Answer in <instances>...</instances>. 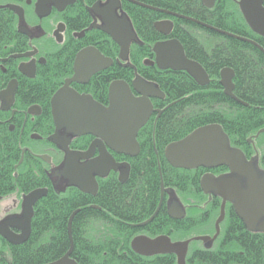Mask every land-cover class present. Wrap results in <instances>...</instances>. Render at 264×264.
Masks as SVG:
<instances>
[{
  "label": "trees",
  "instance_id": "16d2710c",
  "mask_svg": "<svg viewBox=\"0 0 264 264\" xmlns=\"http://www.w3.org/2000/svg\"><path fill=\"white\" fill-rule=\"evenodd\" d=\"M134 1L160 8L171 6L172 10L187 16H192L195 11L184 10L187 8L180 0ZM122 6L137 34L127 55L125 80L130 82L141 76L154 83L165 94L158 105H171L156 121L150 120L139 129L140 152L136 157L128 158L129 172L124 182H119L111 173L99 181L95 195L82 193L74 186L48 188L46 196L34 205L29 238L6 253L14 257L12 264H47L68 250L70 240L72 258L78 264H176L174 254L144 257L134 253L129 245L138 233L150 236L166 233L173 240H182L199 224L195 215L191 220L183 221L166 216L171 194L190 208L195 207L192 203L201 206L204 196L199 188L198 174L171 167L164 158V147L194 128L209 123L220 124L231 146H245L247 138L264 127V54L261 51L246 41L231 37L184 36L175 29L173 35L182 43L185 54L198 61L211 79L209 84L200 86L186 72L157 71L145 66L143 61L147 55H152V45L163 39L152 27L156 12L129 1H123ZM216 9L211 16L218 18L214 19L216 27L232 34L247 35V26L239 12L234 14V9L226 5ZM202 16L204 21L212 22L207 13ZM255 41L264 48L263 38ZM224 66L234 69L233 93L246 105L223 93L218 72ZM48 86L47 79L43 78L42 84L32 91L33 96L43 97L52 88ZM11 144L12 139L0 131V189H4L1 194L11 191ZM32 180L30 178L31 184ZM161 184L166 190L162 193L160 208L145 226H137L149 219L158 207ZM217 207L218 202L214 201L210 211ZM76 209L68 228L69 217ZM225 227L224 242L217 243L211 250L193 248L186 258L187 264H229L233 261L264 264L263 234L247 231L232 210ZM225 243L227 247L222 249L220 245Z\"/></svg>",
  "mask_w": 264,
  "mask_h": 264
},
{
  "label": "flooded vegetation",
  "instance_id": "af4514ba",
  "mask_svg": "<svg viewBox=\"0 0 264 264\" xmlns=\"http://www.w3.org/2000/svg\"><path fill=\"white\" fill-rule=\"evenodd\" d=\"M108 1L49 0L44 2L41 0L39 2V0H0V131L12 139L11 154L9 155L11 159V191L7 194H1L4 189H0V231L8 229L15 234L20 233V229L13 226V223L21 215L23 196L31 190L46 188L48 192V188L60 189L65 185L73 186L68 185L67 181L59 175V170L63 164L64 151L51 140V135L56 130L51 98L63 86L65 81L74 75V62L78 52L92 47L103 58L102 65L106 64L104 59L111 60V64L95 70L87 80H85V74H80L77 77L78 80H73L69 83V87L78 94L89 95L99 104L107 106L109 103L108 89L110 83L112 81L127 82L125 80L127 57L126 59L119 57V46L101 29L104 24L101 13ZM123 1L135 3L134 0H117L118 6L114 9L117 17L122 15L127 17L124 6H122ZM180 1L184 8H187L184 10H195L190 17L197 20H203L202 15L204 13L211 17L213 13L217 12V9L214 10L215 8H218L219 5H226L227 8L234 9L232 10L234 14L239 12L243 22L246 24L239 7L240 0H214L211 7H207L202 0ZM37 4L40 5L38 8ZM143 5L139 6L156 12V19L152 21L153 29H155L154 23L157 21H169L172 24L171 30L167 35H163L155 29L163 37V39L158 41L175 38L173 35L175 29L182 32L183 30L185 31V28L195 24V22H190L183 16L179 17L182 13L172 10L171 6L160 8ZM262 6L264 7V0H262ZM40 11L41 13H39ZM197 15L199 17L196 18L195 16ZM246 34L250 36V40H247V42L264 54V48L255 41V39L261 40L262 38L264 40V37L254 35L250 31H247ZM221 36V34H218L217 38ZM143 62L145 66L159 70L156 62H154L153 51L152 55H147ZM116 69H118V72H116ZM162 70H168L173 73L185 72L169 68ZM43 78L47 79L48 87L52 88L43 97L33 96L32 91L35 90L36 86L42 84ZM133 79L127 83L131 85ZM132 93L138 96L134 90H132ZM150 101L153 111L146 123L150 120L156 121L160 116L156 109L158 103L154 101V97ZM58 132L59 134L65 133L64 129H60ZM94 139L90 134L70 136L69 148L75 152L86 151ZM232 147L238 148L246 162L250 163L262 176L261 173H264V131L261 133L256 131L248 137L245 146ZM108 151L118 164L128 163V158H131L111 150ZM98 154V148L95 147L91 158L96 157ZM83 161L85 159H79V162ZM119 170L120 168L117 170L110 169L103 177L95 175L97 189L100 180L105 179L111 173L117 177ZM189 170L193 171L195 175L198 174V183L206 173L212 174L213 178L217 180L232 176L229 169L225 166L213 168L197 167ZM30 178L33 179L32 184ZM199 188L204 196V202L199 206L198 213L203 217L202 226L208 232L206 236L210 237L215 231V219L220 213L222 196L212 191L203 192L200 184ZM14 195L18 196V198H15ZM8 198L11 199V202L8 205H2V202ZM214 201L218 202V207L211 212L210 206ZM192 205L195 206L193 203ZM184 208L186 214L190 213V207L184 206ZM231 210L236 215L232 203L226 201L223 219L218 226V239L205 242H189L186 258L193 248L211 250L216 248L217 243L220 244L221 241H225V225ZM236 217L238 218L237 215ZM243 226L246 228L244 223ZM246 230L251 234L256 233L247 228ZM259 233L264 235V232ZM138 234L155 237L146 233ZM171 240L174 242L179 241L172 238ZM180 241H183V239ZM19 245L21 244L9 243L0 232V263L12 264L14 257L6 253L9 252L12 246ZM220 246L222 249L226 248L227 243ZM225 252L227 251L225 250ZM236 263L233 261L229 264Z\"/></svg>",
  "mask_w": 264,
  "mask_h": 264
},
{
  "label": "water",
  "instance_id": "95a60500",
  "mask_svg": "<svg viewBox=\"0 0 264 264\" xmlns=\"http://www.w3.org/2000/svg\"><path fill=\"white\" fill-rule=\"evenodd\" d=\"M202 2L207 7H211L214 0H202ZM137 4L142 5L141 3ZM39 6L37 4V8ZM117 6V0H109L104 6L101 13L104 24L101 29L119 46V57L126 59L129 46L131 42L137 40V36L126 16L117 17L115 15L114 9ZM239 7L248 26L264 37L262 0H240ZM187 19L190 20V18ZM171 26L169 21L154 23V28L163 35L170 32ZM152 51L154 62L159 69L169 68L185 71L200 86L209 82L208 74L204 68L198 62L187 58L182 44L177 39L155 42ZM104 61L106 64L102 65L103 58L92 47L79 51L74 62V75L67 79L51 98L53 120L56 126L51 140L64 151L59 175L67 181L68 185L76 186L82 193L90 195H95L97 192L95 175L105 176L110 169L120 168L119 182H124L127 179L128 164L116 163L108 150L125 156H136L139 152L138 131L153 111L150 98L163 97L162 92L154 83L147 82L140 76H136L131 85L125 81H112L108 89L109 103L107 106L99 104L89 95L78 94L69 87L71 81L78 80V75L85 74V80H87L95 70L111 64L109 59H104ZM233 76L234 71L230 68H223L220 71V84L223 87V93L246 105L232 92ZM132 90L138 96H135ZM60 129H64L65 133L59 134ZM261 131H264V128L259 132ZM85 134H90L95 138L88 149L83 152L70 150V136ZM95 147L98 148L99 154L91 158ZM163 154L170 166L175 168L189 170L197 167L225 166L229 169L232 174L230 178L217 180L213 178L212 174L206 173L200 179V187L203 192L212 191L222 196L220 213L215 222L216 234L219 222L224 215L226 201L232 203L236 215L248 230L264 232V173H261L262 176H260L253 166L246 162L242 152L230 145L228 136L222 131L220 124L212 123L196 128L180 140L168 143ZM79 159H85V161L79 162ZM46 193V188H37L23 196L21 215L13 223L14 225L12 224L20 229V233L15 234L8 229L0 231L9 243L19 244L28 239L34 213L33 207ZM77 211L78 209L71 213L68 228H70L72 218ZM167 212L172 218H180L184 215V211L176 199L171 200ZM149 219L145 222H148ZM216 234L213 237L200 235L175 242L166 234H159L155 237L139 234L132 238L130 248L137 255L144 257L174 254L176 264H186L188 243L193 240L212 241ZM72 248L70 240L68 251L49 264H77L70 256Z\"/></svg>",
  "mask_w": 264,
  "mask_h": 264
},
{
  "label": "bare ground",
  "instance_id": "6f19581e",
  "mask_svg": "<svg viewBox=\"0 0 264 264\" xmlns=\"http://www.w3.org/2000/svg\"><path fill=\"white\" fill-rule=\"evenodd\" d=\"M137 2V1H136ZM135 2V4H137V3H139V2H137L136 3ZM142 4V3H141ZM138 5H140V4H138ZM143 5V4H142ZM146 6V5H145ZM213 12V11H212ZM242 13V12H241ZM212 14V13H211ZM243 15V14H242ZM184 17V18H190V22H195V24H193V25H191V27H187V28H185V31L183 30L182 32H183V35L185 36H187V35H191V34H195V35H204V34H206V37L208 36V38H212V37H215L216 35L218 36V34H221L222 36H226V37H231V38H233V39H236V40H238V41H246L247 42V40H250V36H244V35H236V34H232V33H229V32H226V31H224V30H221V29H219L218 27H216L215 26V18H213V17H210V19L212 20V22H208V21H204V19L203 20H197V19H195V18H193V17H190V16H187V15H185V14H180L179 15V17ZM244 17V16H243ZM213 18V19H212ZM245 19V18H244ZM187 20H189V19H187ZM246 21V20H245ZM246 25L248 26V24H247V22H246ZM219 31H221V32H219ZM246 32L247 31H250V32H252L254 35L256 34V35H258V36H261V35H259L258 33H256V32H254L249 26H248V28H247V30H245ZM177 32H180V31H177ZM222 32H225V33H227V34H229V35H227V34H223ZM234 35H236V36H238V37H240V38H243V39H238L236 36L234 37ZM176 38V37H175ZM208 38H205V40L206 39H208ZM178 41H179V39L178 38H176ZM245 39V40H244ZM180 42V41H179ZM132 43V42H131ZM181 43V42H180ZM182 44V43H181ZM233 44V43H232ZM131 45V44H130ZM234 46H235V44H233ZM129 48H130V46H129ZM129 52V51H128ZM187 58H189V59H191V60H194V61H196L195 59H192V58H190V57H188L187 56ZM196 62H198V61H196ZM199 63V62H198ZM200 64V63H199ZM201 65V64H200ZM202 66V65H201ZM203 67V66H202ZM204 68V67H203ZM223 68H230V69H232L233 71H234V69L232 68V67H230V66H224V67H222L220 70H219V72H218V82H219V84H220V71L223 69ZM205 70V69H204ZM234 73H235V71H234ZM208 78H209V82H210V77H209V75H208ZM144 79V78H143ZM145 80V79H144ZM145 81H147V80H145ZM147 82H149V81H147ZM209 82L207 83V84H209ZM207 84H205V85H207ZM205 85H202V86H205ZM221 85V84H220ZM234 88V87H233ZM222 90H223V87H222ZM161 91V90H160ZM162 92V91H161ZM232 92H233V90H232ZM162 94H163V97H154V101H156L157 103H158V101H162V100H164V97H165V94L162 92ZM234 94V93H233ZM235 96V95H234ZM236 97V96H235ZM237 98V97H236ZM151 99V98H150ZM245 103V102H244ZM169 105H171V103H167L166 105H164V106H157V111H158V114L159 115H162V113H163V110L166 108V107H169ZM160 117V116H159ZM209 124H212V123H209ZM218 124V123H217ZM204 125H207V124H204ZM201 126H203V125H201ZM201 126H198V127H201ZM198 127H196V128H198ZM196 128H194L193 130H195ZM192 130V131H193ZM261 129H258L257 130V132L258 133H261V132H263V131H261V132H259ZM223 131V130H222ZM191 132V131H190ZM189 132V133H190ZM224 132V131H223ZM188 134V133H187ZM186 134V135H187ZM183 138V137H182ZM181 139V138H180ZM180 139H178V140H180ZM175 141H177V140H175ZM172 142H174V141H172ZM170 143V142H169ZM139 144V143H138ZM166 147V146H165ZM164 147V148H165ZM139 152H140V146H139ZM139 152H138V154H139ZM137 154V155H138ZM136 155V156H137ZM164 155V154H163ZM136 156H133L132 158H134V157H136ZM129 157H131V156H129ZM165 158V157H164ZM128 164V166H129V163H127ZM172 167V166H171ZM173 168H175V167H173ZM175 169H182V168H175ZM182 170H184V169H182ZM186 170H188V169H186ZM95 177V176H94ZM103 177V176H102ZM117 179H118V176H117ZM96 181V180H95ZM199 184H200V182H199ZM165 190H166V188H164V186L161 184V192L163 193V192H165ZM46 196V195H45ZM44 197V196H43ZM41 199V198H40ZM39 199V200H40ZM162 199V198H161ZM38 200V201H39ZM159 203H160V201H159ZM158 206H159V208H160V206H161V203H160V205L158 204ZM184 206L185 205H183V206H181V208L183 209V211H184V215L182 216V217H180V218H172V217H170L169 215H168V212H167V210H165V213H166V216H167V218H169V219H171V220H175V221H183L184 219H192L193 217H194V215H195V217L196 216H198V215H200L198 212V208H199V205H195V207L194 208H190V213H187L186 214V212H185V208H184ZM92 207L93 208H99L97 205H92ZM158 207L156 208V210H155V212L153 213V216L152 217H150V219H149V221L154 217V215L156 214V212L158 211V209H159ZM167 209V208H166ZM239 218V217H238ZM217 219V218H216ZM216 219H215V222H216ZM223 219V218H222ZM240 219V218H239ZM148 220V219H147ZM147 220H145V221H147ZM241 220V219H240ZM145 221H143V222H141V223H139V224H137V226L139 225V226H145L148 222H145ZM242 221V220H241ZM145 222V223H144ZM220 222H222V220L220 221ZM219 222V223H220ZM142 223H144V224H142ZM192 223H194V221H192ZM219 226V225H218ZM31 233V232H30ZM161 234H166V233H161ZM216 234V230L214 231V233H213V235L212 236H210V237H213L214 235ZM218 234H219V228H218V233L216 234V237L214 238V240L217 238V236H218ZM167 235V234H166ZM30 236V235H29ZM29 238V237H28ZM218 239V238H217ZM220 239V238H219ZM132 240V239H131ZM25 241H27V240H25ZM24 241V242H25ZM24 242H21V243H19V244H22V243H24ZM131 242V241H130ZM15 245H18V244H15ZM129 245H130V243H129ZM73 246V245H72ZM70 247V246H69ZM69 249V248H68ZM131 249V248H130ZM68 251V250H67ZM70 256L72 257V251H71V254H70ZM151 257V256H150ZM51 262H53V260L52 261H50V263Z\"/></svg>",
  "mask_w": 264,
  "mask_h": 264
},
{
  "label": "rangeland",
  "instance_id": "374dc122",
  "mask_svg": "<svg viewBox=\"0 0 264 264\" xmlns=\"http://www.w3.org/2000/svg\"><path fill=\"white\" fill-rule=\"evenodd\" d=\"M14 197L18 198V196H16V195H14ZM172 198H173V195H172ZM10 202H11V199L8 198L2 202V205H8ZM196 218L199 220V224H197L195 227H193V229L187 233L185 238H189V237L191 238V237L200 236V235L206 236L208 234V232L206 231V228H204L202 226V218H203L202 215L200 214V215L196 216Z\"/></svg>",
  "mask_w": 264,
  "mask_h": 264
}]
</instances>
